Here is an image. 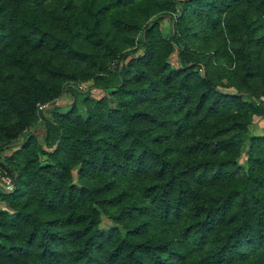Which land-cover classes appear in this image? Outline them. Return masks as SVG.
<instances>
[{"label": "trees", "instance_id": "trees-1", "mask_svg": "<svg viewBox=\"0 0 264 264\" xmlns=\"http://www.w3.org/2000/svg\"><path fill=\"white\" fill-rule=\"evenodd\" d=\"M255 117L264 0H0V264H264Z\"/></svg>", "mask_w": 264, "mask_h": 264}, {"label": "rangeland", "instance_id": "rangeland-1", "mask_svg": "<svg viewBox=\"0 0 264 264\" xmlns=\"http://www.w3.org/2000/svg\"><path fill=\"white\" fill-rule=\"evenodd\" d=\"M163 24H164L163 26H164L165 30L167 31L169 29V26H170V21L166 20ZM175 59L176 58L174 57V59H173L174 63L176 62ZM92 84H93L92 82L88 83V84H84L82 87L90 89L92 87ZM231 91H233V90H231ZM91 96L94 99H100V98L109 96V92L105 91V90L92 89L91 90ZM73 102H74L73 96L70 95V94H65L60 99L54 101L53 103H51L48 106V108L45 111L46 112V116L50 117L52 112H54L56 110H59L61 112L67 111L70 108V106L72 105ZM80 110H81V112L83 114H85V112H86L85 107L80 106ZM34 130H37L36 131V135L38 136L39 140L42 141V139H44V136H45V133L42 130V128L37 126ZM250 131H251V135H264V118L255 117L254 118V125L252 126ZM28 134L29 133H25L18 141H16V143L24 142L27 139ZM12 152H13V150L12 151L11 150L10 151H6L3 155L4 156L5 155H9ZM0 206L2 208H6V205L3 204V203Z\"/></svg>", "mask_w": 264, "mask_h": 264}, {"label": "built area", "instance_id": "built-area-1", "mask_svg": "<svg viewBox=\"0 0 264 264\" xmlns=\"http://www.w3.org/2000/svg\"><path fill=\"white\" fill-rule=\"evenodd\" d=\"M0 188L5 192H13L15 189L13 180L5 172L0 171Z\"/></svg>", "mask_w": 264, "mask_h": 264}]
</instances>
